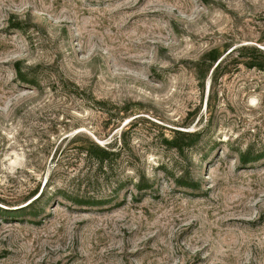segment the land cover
Returning <instances> with one entry per match:
<instances>
[{
    "label": "rangeland",
    "instance_id": "obj_1",
    "mask_svg": "<svg viewBox=\"0 0 264 264\" xmlns=\"http://www.w3.org/2000/svg\"><path fill=\"white\" fill-rule=\"evenodd\" d=\"M263 43L264 0H0V264H264V70L206 69Z\"/></svg>",
    "mask_w": 264,
    "mask_h": 264
},
{
    "label": "trees",
    "instance_id": "obj_2",
    "mask_svg": "<svg viewBox=\"0 0 264 264\" xmlns=\"http://www.w3.org/2000/svg\"><path fill=\"white\" fill-rule=\"evenodd\" d=\"M264 45V43H263ZM223 51H216V50H210L208 54H211L210 57L207 58V67L212 66L211 72L215 73L220 66V63L226 58L234 55V59L240 58L241 61L240 63L243 64L247 68H255L258 70H264V50L260 49L259 47L256 46H249V45H238L232 47L230 50H228L221 58H219ZM219 58V59H218ZM218 59V60H217ZM21 78H25V76H22ZM195 133H182L180 131H172V135L169 139L166 140V143L170 146L173 147L175 150H181V146L177 142L178 139H181L182 136L178 137L179 135H185V136H193ZM84 155L86 158L94 160L95 164L97 166H105L108 164V162L111 160L112 155H115V152L110 150L109 146H100L93 141H90L89 147L84 149ZM138 189L141 188V185H137ZM41 189L39 190L37 196L31 200L28 204L36 201L40 195H41ZM36 192V189L30 193L26 197L28 199L30 196H32ZM73 199L76 200L77 202H81L83 204H90L94 205L95 203L100 202V200L97 199H90L88 200L87 197L81 196V195H73Z\"/></svg>",
    "mask_w": 264,
    "mask_h": 264
},
{
    "label": "clouds",
    "instance_id": "obj_3",
    "mask_svg": "<svg viewBox=\"0 0 264 264\" xmlns=\"http://www.w3.org/2000/svg\"><path fill=\"white\" fill-rule=\"evenodd\" d=\"M256 101H255V99L252 101V103L254 104Z\"/></svg>",
    "mask_w": 264,
    "mask_h": 264
}]
</instances>
